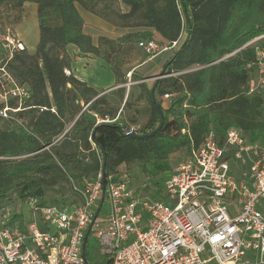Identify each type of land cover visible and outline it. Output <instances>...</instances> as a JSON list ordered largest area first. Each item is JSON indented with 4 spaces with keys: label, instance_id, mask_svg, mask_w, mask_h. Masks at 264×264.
Segmentation results:
<instances>
[{
    "label": "trees",
    "instance_id": "1",
    "mask_svg": "<svg viewBox=\"0 0 264 264\" xmlns=\"http://www.w3.org/2000/svg\"><path fill=\"white\" fill-rule=\"evenodd\" d=\"M113 3L126 8L109 13L119 24L104 12ZM25 4L37 6L39 40L33 55H15L9 69L31 89L30 106L36 108L20 114L31 115L24 127L11 124L2 129L0 119V201L15 194L47 205L43 197L57 184H81L98 174L106 181L122 165L137 164L146 171L148 164L164 163L176 152L198 145L210 129L223 137L235 127L251 143L264 140L263 97L245 91L252 73L246 66L255 60L256 44L242 48L264 35V0H0V7L8 10H21ZM80 10L123 28L151 29L159 37L155 41L148 32H132L116 40L102 37V43L153 40L167 46L185 35L163 66L164 74L178 76L158 79L152 87L140 85L151 113L137 133L158 129L155 134L133 139L118 119L96 122L95 116L116 119L115 112L103 96L73 75L65 52L74 46L80 55H101L100 45L83 32ZM193 66L200 68L184 73ZM111 68L120 83L121 74ZM164 94L172 95L167 106L162 104ZM82 104L88 105L85 110ZM52 107L55 112L49 110ZM40 108L46 110L39 112ZM69 123L73 125L65 133Z\"/></svg>",
    "mask_w": 264,
    "mask_h": 264
},
{
    "label": "built area",
    "instance_id": "2",
    "mask_svg": "<svg viewBox=\"0 0 264 264\" xmlns=\"http://www.w3.org/2000/svg\"><path fill=\"white\" fill-rule=\"evenodd\" d=\"M184 36L167 46L144 40L138 47L151 58L178 50ZM259 39L264 35L248 42L256 49L255 60L246 66L252 73L245 91L262 95L264 123V44H257ZM24 51L23 42L5 28L0 34V119L20 126V114L36 108L30 106L31 89L9 69ZM171 96L164 94L163 102ZM95 118L112 123L119 116ZM186 154L163 178V195L136 193L129 174L118 167L106 181L101 174L81 184L71 181L78 198L72 206L27 198L26 215L1 207L0 264H90L82 246L92 221L88 238L92 234L101 257L94 264H264V140L251 143L235 127L223 137L210 129ZM102 197L109 212L99 218Z\"/></svg>",
    "mask_w": 264,
    "mask_h": 264
},
{
    "label": "rangeland",
    "instance_id": "3",
    "mask_svg": "<svg viewBox=\"0 0 264 264\" xmlns=\"http://www.w3.org/2000/svg\"><path fill=\"white\" fill-rule=\"evenodd\" d=\"M98 9H102V6ZM117 10L126 11V8L120 3H113L111 8L105 9L104 11L106 15H109L110 21L114 24H119L120 21L109 13ZM38 22L37 6L34 4H25L21 10H8L4 7H0V33L5 28H11L15 35L25 45L28 55H33L35 53V48L39 40ZM101 38L102 37L98 38L97 43V45H100L101 47V55L98 57L81 56L80 54H77V52H74L75 48H66L65 52L71 60V72L73 70L72 65L76 57L86 59V66H88V70H86V72L90 73L95 80L105 86L103 91L98 92V96H103V98L106 99L113 108L115 116H119L117 123L126 127L127 130H134L136 132L141 131L144 129L150 118L151 107L148 97L140 85L142 83H146L148 87H152L159 74L163 73V77L160 79L169 77V75L164 74L162 68L155 71V73H157L155 76H149L145 79L142 77V74L140 75V73L136 71V68L139 67L147 58V56L138 47L137 43L133 45L120 42L121 40L102 43L103 39ZM261 41L263 40L259 39L258 43ZM111 67H114L117 73L121 74V82H115L112 87L107 85L108 82H110L111 73L113 74ZM199 68V66H193L184 73L193 72ZM130 72H132L131 77L128 76V73ZM64 73L69 75L70 72L65 70ZM178 74L179 73L172 74V76H178ZM168 103L169 102L166 101L162 104L163 106H167ZM87 106L88 105L82 104V109L85 110ZM30 116L31 115L28 113L20 119L23 126L27 125L30 120ZM72 125V123L67 124L66 131L69 130ZM11 127V123L3 122L2 124V129H10ZM60 139L61 137L58 138L57 141ZM187 152V150L178 151L171 155L164 163H150L148 164L146 171H142L137 164L120 166L119 170L120 172H126L129 174L133 186L132 188L141 196H153L155 195V192L163 195V178L169 170H174L177 165L186 158ZM91 178L92 177L89 176L87 177V180ZM73 182L76 183L74 180ZM43 201H45L48 205H52L56 202L59 206L69 207L77 203L78 198L73 193L70 182L69 184L63 183L53 186L46 192L43 197ZM0 206L9 207L14 212H21L26 215V205L23 203V200L17 198L15 194L0 201ZM108 212L109 205L105 200L102 204L99 218L103 217ZM86 253L90 264L100 262L101 257L97 254L98 246L93 239L92 234L87 240Z\"/></svg>",
    "mask_w": 264,
    "mask_h": 264
},
{
    "label": "crops",
    "instance_id": "4",
    "mask_svg": "<svg viewBox=\"0 0 264 264\" xmlns=\"http://www.w3.org/2000/svg\"><path fill=\"white\" fill-rule=\"evenodd\" d=\"M80 14L84 19L83 32L91 37L94 45H97L99 37H105V38H110L112 40H116L122 37L123 35L132 32H148L151 34L152 38L155 41L159 40L158 35L154 34V32L151 29L123 28L120 26L109 24L108 22L104 21L98 16L84 10H80ZM68 47L75 48L74 46H68ZM74 50L75 53L77 52V54H79L76 48ZM175 52L176 51L160 52L156 54L154 57L146 58V60L139 67L136 68V71H138L140 75L142 74V77H144L145 79L149 76H153V75L155 76V74H157L155 73V71L162 69L165 63L173 56ZM86 63H87L86 59H81L80 57H76L72 65L73 75L79 80L86 82L88 86L92 87L97 92L103 91V89H105V86L102 85L97 80H95L90 73L86 72V70H88V66H86L87 65ZM114 84H115V78L114 75L111 73L110 82H108L107 85L112 87Z\"/></svg>",
    "mask_w": 264,
    "mask_h": 264
},
{
    "label": "water",
    "instance_id": "5",
    "mask_svg": "<svg viewBox=\"0 0 264 264\" xmlns=\"http://www.w3.org/2000/svg\"><path fill=\"white\" fill-rule=\"evenodd\" d=\"M246 46H248V44H246V45L243 46L242 48H245ZM238 51H239V50L235 51L234 53H232V54H230V55L225 56L223 59H226V58H228V57L234 55V54H235L236 52H238ZM223 59H222V60H223ZM161 77H163V73L159 74V76H157L155 80H158V79H160ZM162 122H163V118H162V114H161V123H160V126L162 125ZM157 130H158V129L154 130L153 132H151V133H149V134H139V133H137V132L134 131V130H127L126 135H127L129 138H133V139H143V138H146V137H148V136H150V135L155 134V133L157 132ZM66 132H68V130L65 131V133H66ZM65 133H64V134H65ZM103 200H104V199H103V197H102L101 202H100V207H101L102 204H103ZM98 214H99V209H98L97 212H96L95 218L98 216ZM95 218H94V219H95ZM92 224H93V221L90 223V225H89V227H88V229H87L86 236H85V240H84V242H83V246H82V249H83V255L85 254L84 250H85V246H86V240H87V238H88V236H89V232H90V229H91Z\"/></svg>",
    "mask_w": 264,
    "mask_h": 264
}]
</instances>
